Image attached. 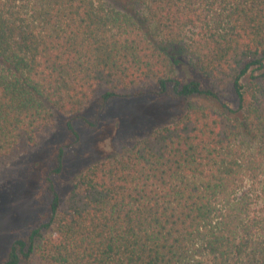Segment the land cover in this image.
I'll return each mask as SVG.
<instances>
[{
  "label": "trees",
  "instance_id": "1",
  "mask_svg": "<svg viewBox=\"0 0 264 264\" xmlns=\"http://www.w3.org/2000/svg\"><path fill=\"white\" fill-rule=\"evenodd\" d=\"M187 102L116 142L3 264H264V0H0V170L56 114L116 99ZM101 113V112H100Z\"/></svg>",
  "mask_w": 264,
  "mask_h": 264
},
{
  "label": "rangeland",
  "instance_id": "2",
  "mask_svg": "<svg viewBox=\"0 0 264 264\" xmlns=\"http://www.w3.org/2000/svg\"><path fill=\"white\" fill-rule=\"evenodd\" d=\"M99 108L92 103L82 111L96 125H87L81 118L74 121L78 141L67 127L72 115L56 114L45 141L0 170V264L15 239L48 218L51 199L46 178L61 147L65 148V170L60 190L65 195L81 171L115 153L116 142L144 136L173 122L186 111L187 102L142 96L116 99L104 110Z\"/></svg>",
  "mask_w": 264,
  "mask_h": 264
}]
</instances>
